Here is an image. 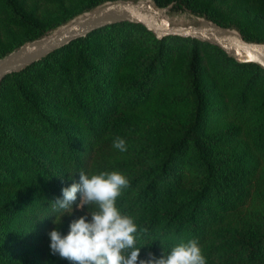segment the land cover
<instances>
[{
  "label": "trees",
  "instance_id": "1",
  "mask_svg": "<svg viewBox=\"0 0 264 264\" xmlns=\"http://www.w3.org/2000/svg\"><path fill=\"white\" fill-rule=\"evenodd\" d=\"M85 1L81 11L95 4ZM153 2L157 7L171 4V11L189 10L202 15L194 11V0ZM203 15L226 26L208 13ZM121 26L151 36L153 51L143 67L134 73L129 68L115 79L112 73L107 75L112 71L109 62L100 79V71L92 69L95 66L91 68L87 61L92 54L89 41L94 35L109 40L110 31ZM113 41L104 44L118 45L116 49L124 45L121 38ZM171 42L190 44L187 96L191 118L165 143H141L142 153H149L153 159L145 166L127 151L113 147L116 137L126 140L123 118L117 116L109 127L105 126L119 104L132 109L148 100L150 86L166 71ZM207 56L212 57V68L205 62ZM49 77L55 85L46 82ZM10 80L15 90L4 97V84ZM113 80L129 91V100L118 101L117 85L109 84ZM12 101L15 107H11ZM2 104L12 108L10 112L21 124L17 123L20 142L0 133L1 146L10 144L5 155L0 150V162L4 164L0 185L29 190L2 210L0 231L11 239L28 236L36 240L43 236L46 214L50 210L57 214L68 211L54 208L53 201L62 199V188L79 182L80 171L89 176L118 171L129 180V187L123 189L116 205L138 226L140 259H146L148 252L159 258L162 251L168 253L180 240L196 239L206 264H264V207L257 208L264 203V69L257 64L236 62L207 42L171 35L157 39L143 26L124 21L97 28L24 69L5 75L0 81ZM48 106L49 111L64 114L67 121L59 119L64 123L60 125L48 118ZM84 129L105 136L96 134L77 143L76 139H81L78 133L81 135ZM40 158L53 167L56 182H51L50 171ZM79 211L84 214L87 208ZM73 219L69 215V220ZM32 226L38 231L32 232ZM17 246L0 244V264H38L14 261Z\"/></svg>",
  "mask_w": 264,
  "mask_h": 264
},
{
  "label": "rangeland",
  "instance_id": "2",
  "mask_svg": "<svg viewBox=\"0 0 264 264\" xmlns=\"http://www.w3.org/2000/svg\"><path fill=\"white\" fill-rule=\"evenodd\" d=\"M92 1L95 2L92 7L81 11L82 7L87 3L85 0H0V58L19 47L22 43L30 41L29 39H37L49 34L70 22L74 17L87 13L103 3L116 0ZM149 2L155 5L153 0H149ZM170 6L171 4H168L160 8H166L165 17L166 19L168 18L167 20L171 25L193 26L201 18L212 21L203 15L204 12L226 25L225 28L232 29L240 35L258 39L264 43V0H194V11L202 12V15L189 10L171 11ZM110 32L109 40L105 41L102 37L94 35L88 44L92 54L89 57L87 56V61L89 60L91 68L93 65L95 66L92 69L97 68V71H100L99 78L101 79L104 76L103 73L109 62H112L110 64L112 71H109L107 75L112 73V79H115V75L123 73L129 68H133L134 73L137 68L143 67L153 51L152 37L137 28L127 26L116 27ZM115 38L123 40L124 45L122 47L119 46L121 48L116 49L118 45L115 48L114 44L109 47L104 44L105 42H114L113 39ZM168 49L170 54L168 57L169 62L166 61L165 65L166 71L164 76L153 84V87L150 86L152 89L149 87L151 90H149L148 100L134 105L132 109L129 105L119 104L115 112L109 114L108 122L105 126L106 128L107 125L109 127L117 116L122 117L126 123L123 132L126 138L127 153L133 159L143 162L145 166L151 164L153 159H151L149 153H142L140 149L141 143L144 141L165 143L176 131H180L191 118L190 103L187 96L190 87L188 82L190 76L187 70L190 60V44L188 42H171L168 44ZM205 58L209 59L212 57L207 56ZM210 61L212 60L209 59L205 62H207L208 67L212 68ZM259 67L264 69L261 66ZM51 76L53 78V74ZM46 82L56 84V81L50 77L49 81L47 80ZM109 84L115 88L117 85L118 101L130 99L129 91L124 90L121 83H118L117 80H113ZM4 85L2 94L6 97L8 94H12L15 88L11 80ZM9 102H11V99ZM49 104L50 102L47 101V105ZM103 104L105 105L106 102ZM12 106H16L14 101H12ZM11 107H7L5 104L0 105V133L4 135V138L9 137L15 142H20L17 123L21 124V120L10 112ZM46 109L48 118L53 119L57 124L59 122L61 123L60 125L64 124L62 123L65 121L64 114H56L49 111V106ZM82 123L85 124V122ZM84 130L87 133L85 131H82L81 135L78 133L81 139H76L77 143L86 142L96 134L102 137L105 136V133L96 130L93 132L91 129L89 130L90 132L86 129ZM9 146L8 142L5 148L0 144V150L4 155L5 150H9ZM39 161L45 168L49 169L50 176H52L51 182H56L58 179L56 174L52 172L53 167L48 166L46 160L40 158ZM3 165L0 162V174L4 172ZM261 166L263 167V165ZM26 191L29 190L26 188L19 189L13 185H0V217L3 215L4 206L6 207L15 198L21 197L22 193L24 194ZM77 203H79V197ZM259 207L263 208L264 203H260L257 208L259 209ZM73 209L76 212L73 213V210L71 214L75 219L83 215L76 209V205ZM71 214H57L50 210L43 220L46 227L42 231L40 230L43 236L39 239L32 240L28 236L11 239L6 233L0 231V242L5 243L6 246L14 243L18 244L12 255L14 261L36 262L38 264H69L66 259L60 258L58 254H51L48 233L55 228L61 234H67L70 223L69 215ZM34 230L36 229L32 226L31 231L33 232ZM27 231L29 230H24L25 233Z\"/></svg>",
  "mask_w": 264,
  "mask_h": 264
},
{
  "label": "clouds",
  "instance_id": "3",
  "mask_svg": "<svg viewBox=\"0 0 264 264\" xmlns=\"http://www.w3.org/2000/svg\"><path fill=\"white\" fill-rule=\"evenodd\" d=\"M113 147L127 151L125 141L119 137L113 140ZM127 187L129 180L118 171L90 176L80 171L79 182L62 188V199L56 198L53 206L71 214L79 193L76 209L87 211L70 221L67 234L55 228L49 231L51 254H58L69 264H206L196 239L180 240L168 253L162 251L159 258L148 252L146 259H140L142 247L136 246L138 226L116 205ZM89 206H93L92 211Z\"/></svg>",
  "mask_w": 264,
  "mask_h": 264
},
{
  "label": "water",
  "instance_id": "4",
  "mask_svg": "<svg viewBox=\"0 0 264 264\" xmlns=\"http://www.w3.org/2000/svg\"><path fill=\"white\" fill-rule=\"evenodd\" d=\"M166 9V8H165ZM165 9L149 0H116L74 17L57 30L22 43L0 58V81L5 75L24 69L69 41L105 25L130 22L143 26L157 39L179 36L207 42L240 63H253L264 68V43L245 40L236 31L201 18L193 26L171 25Z\"/></svg>",
  "mask_w": 264,
  "mask_h": 264
},
{
  "label": "bare ground",
  "instance_id": "5",
  "mask_svg": "<svg viewBox=\"0 0 264 264\" xmlns=\"http://www.w3.org/2000/svg\"><path fill=\"white\" fill-rule=\"evenodd\" d=\"M168 19V18H167Z\"/></svg>",
  "mask_w": 264,
  "mask_h": 264
}]
</instances>
